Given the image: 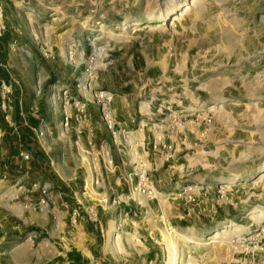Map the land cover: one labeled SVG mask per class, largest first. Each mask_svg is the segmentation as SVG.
<instances>
[{
	"label": "crops",
	"instance_id": "obj_1",
	"mask_svg": "<svg viewBox=\"0 0 264 264\" xmlns=\"http://www.w3.org/2000/svg\"><path fill=\"white\" fill-rule=\"evenodd\" d=\"M20 1L0 0V5L14 8ZM84 1L71 0L70 4L82 12ZM211 2L197 9L189 5L169 17L157 16L154 25L130 13L111 23L113 30L121 32L113 34L111 65L99 74V84L113 96L116 128L127 139L120 132L112 139L96 107L86 104L91 131L82 130L78 143L82 147L102 144L108 152L114 166L108 184L120 201L98 209L94 221L85 219L83 241L69 240L67 226L79 223L84 203L64 201L66 192L74 191L71 180L76 172L72 177L63 170L57 172L52 149L53 159H47L64 192L50 194L53 200L38 207L26 194L30 190L21 185L15 194L20 200L12 209L2 204L3 210L12 211L4 213L0 223L10 216L12 224L0 229V264H47L52 253L60 264H77L91 255L96 264H163L158 223L166 231L170 227L203 232L225 222L240 228L264 219V211L257 208L264 201V84L254 79L264 61V6H256L259 1L253 0L251 15L241 17L234 5ZM167 17L162 26L160 20ZM197 114L208 121L197 123ZM152 123L159 128L153 130ZM42 125V138L49 142L50 152L53 143L75 141L71 120L68 130L61 127V120ZM156 139L167 148L153 155ZM132 149L143 160L161 201L140 194L135 200L128 196L136 183ZM167 154L172 157L166 159ZM255 177L262 181L256 187ZM189 184L200 185L209 200L216 196V187L224 184L229 203L217 204L213 215L195 208L186 212L187 205L177 194ZM7 194L9 190L3 193ZM105 197L109 199L108 194ZM97 202L102 206L105 201ZM224 264H264V255L256 259L231 256Z\"/></svg>",
	"mask_w": 264,
	"mask_h": 264
},
{
	"label": "rangeland",
	"instance_id": "obj_2",
	"mask_svg": "<svg viewBox=\"0 0 264 264\" xmlns=\"http://www.w3.org/2000/svg\"><path fill=\"white\" fill-rule=\"evenodd\" d=\"M47 1L49 2L23 0L14 8L1 3L2 25L7 38L4 42L0 41V65L5 66V68L0 66L5 71V78L0 76V118L3 121L1 105L10 106L12 110L9 118L10 122L14 123V127L22 124L23 121L41 124L53 120L59 123L62 120L63 110L70 111L71 115L75 113L73 101L84 102L85 105L92 104L98 111L95 97L99 92H107L100 88L99 74L111 65L110 43L113 34L121 32L117 28L113 30L111 23L119 22L124 15L130 13L131 16L141 15L144 23L154 25L157 16L166 14L169 17L189 5L190 8L197 9L211 2V0H85L81 6L83 11L79 12L74 4H70L71 0ZM213 1L214 3H211L214 6L227 3L234 5L238 8V16L241 17L250 16L254 4L253 0ZM257 1L259 3L256 6H264V0ZM168 17L163 22L160 20L159 23L163 26L168 21ZM260 71L261 66L254 79L264 84V74ZM64 90L66 93L63 96ZM112 100L113 96H111V105ZM196 118H199L197 123L208 121V118L198 117V114ZM71 122L74 128V120L71 119ZM0 128L5 133L0 140V217L12 211L3 210L2 204L5 209L8 207L12 209L20 200L15 194L18 193V187L21 185L30 190L26 193L30 201H38L40 195L37 188H31L32 184L50 186L46 201L53 200L50 194L54 196V192H64L57 176L49 172L51 163L47 156L53 159L51 154L53 149L58 160V163L53 165L55 170L57 172L63 170L71 177L72 173L76 172L74 179L71 180L74 191L66 192L64 201L75 199L83 202V216L79 212V223L75 226L72 222L70 227L67 226L69 231L67 238L71 241H83L84 229L81 227L86 226L87 215L92 216V212L95 215L98 209H106L107 204L98 206L100 202L97 201H110V198L105 197L108 194L105 186L93 189L92 192L85 189L94 164L96 172L97 168H100L101 162L96 165L97 160L100 161L99 156L85 154L81 151L80 143L74 142L67 143L68 146L62 142L53 143L50 152L49 142L47 143L43 138L39 141L25 139L24 142L18 143L13 139L8 141L5 136L13 135L17 129L11 131L12 128L3 126L2 122ZM99 146L102 144H96L95 147ZM86 148L87 145L82 147L83 150ZM19 153L27 155V159L20 160ZM8 154L10 157L7 160ZM18 165L22 168L19 169ZM17 180L19 183H15ZM253 182L254 187L262 183L258 177H255ZM5 190H9V194L3 195ZM183 191L185 194H192L195 198V202L187 204V208H191L192 212L195 208L203 212L207 210L213 215L217 204L229 203L228 198L225 197L224 184L216 187V196L210 200L200 185H186ZM158 199L161 201L159 197ZM211 203L214 205L213 208L210 206ZM260 204L257 208L264 211V201ZM4 221V224L0 223V229L7 230L12 224L11 217L6 216ZM37 223L41 225V222ZM158 224L159 240L164 251L163 264H166L169 258L168 262L171 264L172 254L174 264H224L231 256L241 255L256 259L264 255V251L258 250L264 242L257 236L259 228L264 226V219L251 226L240 228L225 222L203 232L197 229L191 231L169 227V230H175L179 234L170 242L166 239L170 231L168 229L166 231L161 223ZM51 228L57 227L51 224ZM52 240L57 242L58 238ZM54 255L51 254V262L47 264L53 262L60 264V258ZM88 259L77 264H96V257L91 255ZM105 264L108 263L105 261Z\"/></svg>",
	"mask_w": 264,
	"mask_h": 264
},
{
	"label": "built area",
	"instance_id": "obj_3",
	"mask_svg": "<svg viewBox=\"0 0 264 264\" xmlns=\"http://www.w3.org/2000/svg\"><path fill=\"white\" fill-rule=\"evenodd\" d=\"M2 32H3V25H2V15H1V5H0V35ZM0 66L5 68L4 65H0ZM260 73L264 74V61L261 63ZM65 93H66V90H64L62 92V95L64 96ZM103 93L106 94L104 97H102V98L97 97V95L95 97V98H97L96 106L98 108L100 120L102 121V123L105 126V128L107 129V131L110 133V136L112 137V139H114L115 136L118 134V132H120L122 134V136L124 137V141H125L127 139V136L125 134H123V130H119L116 128V125H118V122L115 120L114 110H113L111 103H110L111 102V94L108 92H103ZM72 106L75 110V113L73 115L69 114L66 110L62 111L61 127L64 130L70 129L69 121L71 119L74 120L75 127L73 128V131L75 133L74 143L76 144V143H78V138H79L78 136L81 133V131L85 130L87 132H90L91 131V125H90V120H89V114L85 110V103L73 101ZM11 110L12 109L10 106H8V105L4 106L3 104L1 105V111L3 113V116H2L3 121L6 123V125L9 128L15 129L13 123L10 122V118H9ZM23 123L27 128L30 129V131H32L35 134V136L37 138L43 137V133L45 132V128L42 125V123L39 124L37 127H29L25 124L24 121H23ZM151 128L153 130H157L159 127L157 126L156 123H152ZM3 134H4V132L0 128V139L2 138ZM163 148H167V146L161 139H156V140L152 141L153 155L160 154L161 150ZM81 151L84 152L85 154H94L95 156H99L100 161L97 160L96 165H98L99 162H101V165H100L101 169L97 168V172L95 170V164H94V166L92 168V172L89 176V183L88 184L86 183L87 185L85 184V189H88V191L92 192L93 189L103 188L105 186L106 190L108 191L110 203L108 204L106 201L103 203H105L107 205L117 206L119 201H120L119 196L114 197V195L112 193V189L108 184V177L114 171V166L112 164V161H111V158H110L108 152L106 150H103L102 146H99L97 148L92 143H87L86 150H83L81 148ZM135 153L140 157V155L137 152H135ZM19 156L21 157L22 160H26L28 157L27 155H23L22 153H20ZM165 157H166V159H168L172 156H171V154H167V155H165ZM131 163H132V169H133L134 175L136 176V183H135V186L130 189L128 196L132 200H135L138 194L143 195L147 199H156L157 193L155 194V191L151 186V182L149 180V177L146 174V170L144 168L141 157H140L139 161H135L132 157V154H131ZM49 187L50 186L48 184H42V185L32 184L31 185V188H37V190L40 193L39 200L37 201L38 207L46 204V202H47L46 200L48 199L47 198V191H48ZM217 192L220 193L221 191H217ZM177 195H178V197H181L184 200L183 202L186 205L195 202V198L192 196V194H189V193L185 194V191H183V190H182V192H180ZM210 206L212 208L214 207V205H212V203L210 204ZM190 211H191V208L188 207L186 209V212H190ZM87 219L90 221L91 220L94 221L95 220L94 213L92 212V216L87 215ZM257 236H258L259 240L262 239L264 242V226L263 225L259 228ZM258 250L264 251V243L259 246Z\"/></svg>",
	"mask_w": 264,
	"mask_h": 264
},
{
	"label": "trees",
	"instance_id": "obj_4",
	"mask_svg": "<svg viewBox=\"0 0 264 264\" xmlns=\"http://www.w3.org/2000/svg\"><path fill=\"white\" fill-rule=\"evenodd\" d=\"M6 38H7V34L3 31V33L0 35V41L4 42ZM0 76L5 78V71L1 67H0ZM0 122H2L1 118H0ZM16 129H17V131L13 135H11V136L6 135L5 139H7L8 141L13 139V140H16L17 143L21 142V141L24 142L25 139L35 141L33 134L29 128L22 126V124L20 123ZM8 157H10V154L7 155L6 159ZM20 160H21V157H20ZM18 168L21 169L22 168L21 165H18ZM49 172L51 173V175H53V172L51 171V169H49Z\"/></svg>",
	"mask_w": 264,
	"mask_h": 264
},
{
	"label": "bare ground",
	"instance_id": "obj_5",
	"mask_svg": "<svg viewBox=\"0 0 264 264\" xmlns=\"http://www.w3.org/2000/svg\"><path fill=\"white\" fill-rule=\"evenodd\" d=\"M184 11H186V9L184 10ZM183 11V12H184ZM182 15V13L179 15V17ZM178 17V18H179ZM181 18V17H180ZM106 94L105 93H103V92H99L98 94H97V97H104ZM131 154H132V157H133V159L135 160V161H139V159H140V157L135 153V151H133V149L131 150ZM142 162H143V160H142ZM155 194H156V192H155ZM177 236H179L178 235V233L177 232H175L174 230H172V231H170L168 234H167V240L170 242V241H173V239L174 238H176ZM174 261V260H173ZM173 261H171V264H174V262Z\"/></svg>",
	"mask_w": 264,
	"mask_h": 264
}]
</instances>
